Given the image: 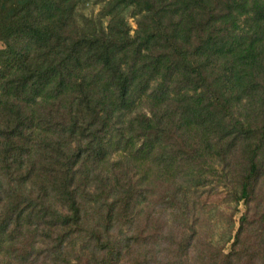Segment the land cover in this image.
Masks as SVG:
<instances>
[{
	"label": "trees",
	"instance_id": "obj_1",
	"mask_svg": "<svg viewBox=\"0 0 264 264\" xmlns=\"http://www.w3.org/2000/svg\"><path fill=\"white\" fill-rule=\"evenodd\" d=\"M0 43V264H264V0H0Z\"/></svg>",
	"mask_w": 264,
	"mask_h": 264
},
{
	"label": "rangeland",
	"instance_id": "obj_2",
	"mask_svg": "<svg viewBox=\"0 0 264 264\" xmlns=\"http://www.w3.org/2000/svg\"><path fill=\"white\" fill-rule=\"evenodd\" d=\"M99 10V6L96 7V12ZM127 21L131 27V33H134L136 29V18L131 15L127 16ZM2 48V44L0 43V49ZM116 158V152L113 153L112 159ZM207 183L203 188L200 189L201 201L206 204L208 215L211 217L212 222L214 223L213 232H208V238L212 237L215 241H218L220 237L226 233V228L228 225V221L233 213V209L235 208L234 202H228L224 199V197L218 193H221L225 190L222 182L219 177L216 175H208ZM241 211L244 210V206H240ZM241 212L236 211L235 219L238 220ZM212 234V235H211Z\"/></svg>",
	"mask_w": 264,
	"mask_h": 264
}]
</instances>
